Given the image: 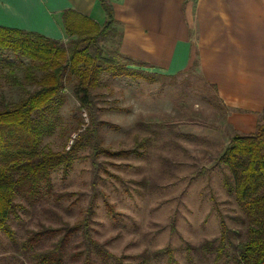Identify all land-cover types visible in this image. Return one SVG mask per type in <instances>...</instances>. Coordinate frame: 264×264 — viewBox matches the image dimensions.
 <instances>
[{"label":"rangeland","instance_id":"374dc122","mask_svg":"<svg viewBox=\"0 0 264 264\" xmlns=\"http://www.w3.org/2000/svg\"><path fill=\"white\" fill-rule=\"evenodd\" d=\"M100 46L115 53L118 38ZM0 60L14 65L13 79L0 69L4 109L37 87L25 80L29 60L7 50ZM157 75L150 81L99 77L92 97L103 153L82 137L89 118L79 109L74 79H65L39 149L67 151L77 140L79 147L67 171L51 172L49 189L16 196L20 207L8 220L13 239L0 235V264H36L35 254L57 245L62 264H83L87 246L89 264H239L248 221L220 162L234 136L229 111L197 65ZM91 242L110 258L95 254Z\"/></svg>","mask_w":264,"mask_h":264},{"label":"trees","instance_id":"16d2710c","mask_svg":"<svg viewBox=\"0 0 264 264\" xmlns=\"http://www.w3.org/2000/svg\"><path fill=\"white\" fill-rule=\"evenodd\" d=\"M98 1L106 15L103 25L74 11L63 13L66 44L36 33L0 27V50L29 60L31 69L26 71L25 80L37 87L11 107L0 109V235L7 238L13 239L8 220L20 207L14 201L16 196L34 198L41 186L49 189L51 172L58 168L67 171L72 154L79 147L77 140L67 151L39 149L50 126L46 114L63 92L65 79H74L73 91L79 109L89 118L90 124L82 137L88 139L87 144L92 140L94 151L103 153L97 139L98 121L92 97L99 77L107 74L113 78L150 81L157 75L144 71V65L121 56L118 51L112 54L103 51L100 42L119 38L120 34L115 29L110 5L106 0ZM13 66L0 60V69L7 70L12 79ZM263 151L264 118L254 133L234 135L220 158L230 175L227 187L248 221V238L237 248L239 264H264ZM90 244L95 254L110 258L99 244ZM60 250L57 245L52 251L37 253L33 258L36 264H62ZM90 252L87 246L83 264L91 262Z\"/></svg>","mask_w":264,"mask_h":264},{"label":"crops","instance_id":"0c3cea01","mask_svg":"<svg viewBox=\"0 0 264 264\" xmlns=\"http://www.w3.org/2000/svg\"><path fill=\"white\" fill-rule=\"evenodd\" d=\"M118 52L144 71L164 76L197 65L228 111L234 135H250L264 118V0H106ZM0 27L65 41L63 13L74 11L99 25L98 0L0 2Z\"/></svg>","mask_w":264,"mask_h":264},{"label":"snow or ice","instance_id":"6c2138e0","mask_svg":"<svg viewBox=\"0 0 264 264\" xmlns=\"http://www.w3.org/2000/svg\"><path fill=\"white\" fill-rule=\"evenodd\" d=\"M0 2H3V0H0ZM8 2H13L16 4H24L27 2V0H8ZM0 16H2V9H0Z\"/></svg>","mask_w":264,"mask_h":264}]
</instances>
